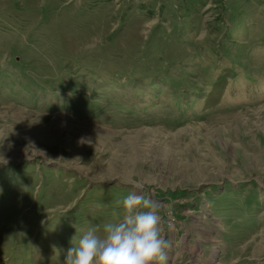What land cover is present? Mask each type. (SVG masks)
Listing matches in <instances>:
<instances>
[{"label": "rangeland", "instance_id": "1", "mask_svg": "<svg viewBox=\"0 0 264 264\" xmlns=\"http://www.w3.org/2000/svg\"><path fill=\"white\" fill-rule=\"evenodd\" d=\"M130 193L162 264H264V0H0V264Z\"/></svg>", "mask_w": 264, "mask_h": 264}, {"label": "clouds", "instance_id": "2", "mask_svg": "<svg viewBox=\"0 0 264 264\" xmlns=\"http://www.w3.org/2000/svg\"><path fill=\"white\" fill-rule=\"evenodd\" d=\"M2 163H7L3 161ZM142 189V185H135ZM123 217L103 225L102 234L90 227L66 252L63 264H162L167 240L160 228L157 205L143 194L122 201Z\"/></svg>", "mask_w": 264, "mask_h": 264}]
</instances>
